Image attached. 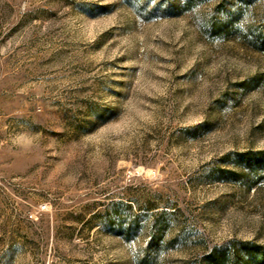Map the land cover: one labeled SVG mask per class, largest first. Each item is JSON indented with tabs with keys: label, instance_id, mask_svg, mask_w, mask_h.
Instances as JSON below:
<instances>
[{
	"label": "rangeland",
	"instance_id": "374dc122",
	"mask_svg": "<svg viewBox=\"0 0 264 264\" xmlns=\"http://www.w3.org/2000/svg\"><path fill=\"white\" fill-rule=\"evenodd\" d=\"M184 1L0 0V264L264 262V0Z\"/></svg>",
	"mask_w": 264,
	"mask_h": 264
},
{
	"label": "trees",
	"instance_id": "16d2710c",
	"mask_svg": "<svg viewBox=\"0 0 264 264\" xmlns=\"http://www.w3.org/2000/svg\"><path fill=\"white\" fill-rule=\"evenodd\" d=\"M242 2H251L252 0H241ZM191 0H186L184 1L185 5H190ZM238 13L236 15H230V14H225V28L229 29L231 28L232 24L235 22V19H238ZM257 37L258 39L261 41L262 46H264V27L262 29H260L257 32ZM262 264H264V262L262 261Z\"/></svg>",
	"mask_w": 264,
	"mask_h": 264
}]
</instances>
